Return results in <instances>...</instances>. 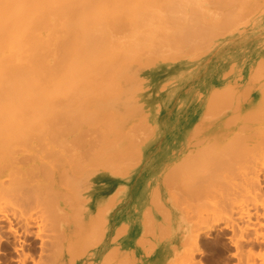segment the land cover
Masks as SVG:
<instances>
[{
  "label": "bare ground",
  "instance_id": "1",
  "mask_svg": "<svg viewBox=\"0 0 264 264\" xmlns=\"http://www.w3.org/2000/svg\"><path fill=\"white\" fill-rule=\"evenodd\" d=\"M263 2L264 0H0V264H113V258L118 253L116 250L118 246L114 247V242L117 243L121 239H118V232L119 235L126 234L121 230L122 227L126 228V226H122L121 221L119 229L114 228L111 221L113 205L125 192V187H123L125 183L121 184L124 191L118 183L113 192V176L116 173H118L116 177L127 176L126 171H123L124 167L126 169V163L131 159L134 160L128 155L127 147L131 148L133 144L136 146L138 140L137 137L132 138V144L131 140L128 143L120 139L122 144H125L122 145L125 150L121 149L124 153L127 152L126 157L122 153L121 155L118 153L121 142L117 140L120 144L118 149L114 137L111 140L112 137L109 138L108 134L117 132L116 135H120L119 130L126 129L127 132L128 128L135 130L140 122L139 128L145 124L144 131H140L141 133L135 131L139 136L144 137L145 134L148 138L150 134L146 128L149 129L150 125L145 122L149 112L145 115L143 113L142 118L140 117L141 120L138 118L139 120L135 122L137 124L133 120L139 113L146 112L150 108L149 98L160 80V77L158 78L154 73L155 68L152 67L160 65L162 57L168 56V54L171 58L179 57V54L185 53L181 54L183 48L185 49L183 51H188L187 53L191 55L196 54L195 56L197 59L200 58L202 63L199 61L195 63L194 55L195 58L188 54L186 56L191 58L183 55L187 59H181H184L186 63L188 59V61L191 60L190 64L193 61L194 68L205 69L206 74L203 75L202 81L200 80L199 83L184 82L172 87L175 89H173L171 104L167 101L162 103L160 125L158 124L161 129L156 132L159 134L157 144L161 152L160 162L162 164L159 182L162 186L165 184L167 187L168 182L175 181L173 192L175 199L172 198L175 200L173 216L176 232H180H178L181 234L179 236H182L181 239L184 242L187 239L195 240V236L198 238L199 234L197 233L204 232L201 231L202 228L208 229V231L214 230L220 224L229 226L228 228L234 233L232 235H235L238 230L235 231V228H239V218L234 219L230 214L234 205L237 204L235 202L237 200H234V197L236 199L238 196L236 195L237 189L250 191L261 197V189L264 184H262V180H264V158L262 157L264 156L257 155L259 147L264 152V30L260 33L252 31L249 35H241L242 28L248 25L245 19L248 16L253 17L256 13L260 14L263 7L260 4L262 5ZM258 4L261 8L258 9L260 12L254 14L257 9H253L257 8ZM213 5L217 6L216 9ZM211 6L215 9L214 12ZM254 19L256 20V18ZM248 27L251 29L252 25ZM156 32L158 33L157 37H155ZM142 33L145 34V42L142 40L144 37ZM223 33L227 34L225 36L232 37L228 39L229 42L221 45L219 41H216V38L219 35L221 37ZM236 33L238 35H234ZM222 37L224 38V36ZM126 42L127 45L131 44L127 48L124 45ZM203 42H208V46L206 43L203 45ZM197 46L200 49L204 48L205 51L206 49L209 51L211 47V51L206 53L207 55L209 53L208 56L212 59L209 61V58L204 59L203 56L206 57V55L202 53L203 49L200 50ZM199 50L201 55H204L197 56ZM48 53H53L51 55V57L53 56L52 62L56 60L55 64L51 63L55 67L54 69L51 64V66L45 64L50 58H47ZM114 55L120 56L118 57L120 60L117 58L120 63L125 62L123 64L126 65L128 62H135L138 65L109 84L110 82L107 81L111 78L110 71L116 72V70H111L117 60ZM141 55L148 59L153 57L152 62H148L149 64L144 66L140 63V58L138 59V57H143ZM228 55L234 58V66L228 64L227 68ZM132 58L133 61H131ZM241 59L243 63L245 61L250 64L246 76V78L249 77L248 81L254 78L257 81L260 79V82L257 83L254 79L253 83L252 81L247 82L246 78L241 82H235L236 78H233L234 83L225 82L229 78L223 80L225 75L233 73L234 69L231 65L235 69L239 66L241 70L245 71V66L239 64L242 63ZM170 63H172L171 66L174 62L170 61ZM114 65L116 68L119 66L116 63ZM168 66L166 65L167 68ZM223 68L227 73L223 70L221 76L224 77H217L219 74L216 72H221L220 70ZM103 69L109 72L108 79L103 76L105 75ZM237 69L234 71L236 72ZM182 70L178 71L179 76L183 75L182 73L185 71ZM107 71H105L106 74ZM175 73L170 74L169 78H173ZM98 74L103 75L98 76ZM233 75L231 74V76ZM101 77H105L107 79L105 81L109 85H105V81L104 85H101L100 80H104ZM165 78L167 77L163 79ZM174 78L173 81L176 79ZM97 79L99 82H96ZM240 79L241 77L237 80ZM164 81L166 82L167 79ZM162 83L159 88H162ZM167 83L168 81L165 85ZM79 85L84 86L82 88L84 90L87 87L91 88L90 92L89 89L82 91ZM111 85H114L116 89L114 90ZM65 86H68L66 90L69 87L75 89L67 91L69 94L66 92V95ZM99 86H106L103 87L102 93H107L110 90L108 95L102 94L108 96L107 100L103 104L94 102L92 110L84 111L83 108L87 101L99 95L101 91L99 89L102 88ZM77 88L80 89L77 90ZM60 89L66 96H70L69 98L63 95L68 99L65 101L67 104L73 100L75 93L79 90L82 95L77 93L75 95L77 97L74 98L77 99L79 94L82 98L85 96V99L79 96L77 104L78 106L81 104L80 107L83 106L78 111L76 110V113L73 111L72 113L70 109L67 111H70L71 114L66 112L67 108H62L63 104L60 106L58 104L62 108V112L58 111L59 107L56 110L55 104L57 105V103L53 101V99L56 100L54 93L61 92ZM75 90L77 91L75 92ZM91 90H94V93ZM70 91H74V95H70ZM49 92H51L50 96H48ZM90 93L95 94L94 97ZM58 94L60 95V93ZM59 95L57 97L63 98ZM63 99L61 100L63 101ZM49 100L53 101H50L52 103L50 105L47 104L50 103ZM72 102L76 103L77 101L73 100ZM158 105V103L155 105L156 109ZM78 112H81L78 114L80 117L81 114H84V117L82 115L84 119L81 120L79 117L81 122L88 118L89 121L87 120L86 123L91 121L89 124L92 126L97 123L94 125L95 129L85 123L86 127L90 129L88 132L87 128L81 127L83 122H75L73 114ZM78 115L74 117H78ZM143 116L145 117L143 118ZM142 119L146 121L144 122ZM77 123L81 125H77L78 130H75ZM78 126L82 129L81 131ZM101 127H105L107 132L103 130L104 133H102ZM96 128L98 132H96ZM92 129L93 131H91ZM131 130L127 132L129 136H133ZM124 133H122L123 136L127 137V133L125 135ZM145 139L141 141L143 142ZM113 142L114 144H112ZM134 146L132 147L134 149L140 147ZM260 150L259 152L262 151ZM112 152L119 157H114ZM120 156L123 160H119ZM123 156L126 157V161ZM127 158L129 159L127 160ZM113 161L117 165L116 169ZM168 163L172 167L168 170L169 172L166 170ZM120 169H123L121 176ZM125 179L127 180V178ZM231 180L233 181L231 182ZM174 181L172 182L174 183ZM232 183L235 185H231ZM118 187L120 191L117 190ZM162 189L164 190V188ZM163 193L162 195L165 196L166 194ZM256 194H254L255 197L250 194L251 197L248 198V195L244 198L252 200L255 198L252 204L256 203L254 205L258 206V200L263 202L264 194H262V201ZM203 196L206 197L203 198ZM119 199L123 200L124 198ZM157 199L161 201L158 197ZM205 199L208 200L205 202ZM198 200L203 202L200 203ZM199 204L203 205L199 206ZM252 204L250 203V205ZM157 206L160 207L158 204ZM164 206L160 208L163 209ZM262 207L249 208L252 209V212L256 209L250 214L254 217L262 209V217L258 216L261 219L254 218L258 222L257 227L255 224L254 226L261 232L260 235L257 236L255 227L256 231L252 228L251 233L244 231L247 226L241 227L244 233L237 232L240 235L243 233L245 236L244 238L240 236V240L239 235L236 234L238 238L235 242L239 247L243 245L241 242L248 243L249 246L256 245L250 246L254 251H259L260 249L256 248L264 246V229L258 228L260 227L258 225L264 221V208ZM221 211L222 214L219 213ZM195 212L198 214L196 215ZM201 213L205 214V218ZM210 217H213L211 222L210 219L206 220ZM191 218H196L192 222H199V224L196 225L194 222V225L191 226ZM213 220L214 222H212ZM164 221L160 222L164 223ZM204 221L212 224L209 223L210 226L207 224V227ZM186 225L189 233L185 228ZM154 228L155 232L157 229ZM184 232L191 234L189 236L194 238L189 237V239ZM228 234L230 235V233ZM186 236L187 238H184ZM238 239L240 243H238ZM136 240L135 242L138 244L140 240L138 239V242ZM249 246L245 247L248 249V255L254 252L249 249ZM261 250L259 251L260 258L255 262L246 261L243 263L237 258L235 262L237 261L238 264H264V247L263 249L261 247ZM240 254L245 256L241 251ZM122 256L124 254L119 259L117 258L118 262Z\"/></svg>",
  "mask_w": 264,
  "mask_h": 264
},
{
  "label": "rangeland",
  "instance_id": "2",
  "mask_svg": "<svg viewBox=\"0 0 264 264\" xmlns=\"http://www.w3.org/2000/svg\"><path fill=\"white\" fill-rule=\"evenodd\" d=\"M264 3V2H263ZM262 3V5L260 4V6L262 7V9L260 8V6H259V4L256 6L257 8H254L253 10H255V9H261V16H260V14L259 13H256V12H260L259 10L257 11H254V14L256 13V14H258V15H253V17L252 16H248L247 17V19H245L246 21H247V23L246 24H248L247 25V27L248 26H250V25H252V28L251 29H249V27L247 28L246 26H244V28H242V32H241V35H246V34H250L252 31L254 32V31H258L259 33L260 32H262L263 30H264V17H262L263 15H264V11H262L263 9H264V4ZM210 4V3H209ZM212 4V3H211ZM214 6V5H213ZM213 6H211L212 7V10H213V12H214V10L216 9L215 7H217V6H214V8L215 9H213ZM211 7H210V9H211ZM232 7V6H231ZM230 7V8H231ZM218 9V8H217ZM252 10V11H253ZM217 11H219V9L217 10ZM217 11H215V13L217 12ZM251 11V13H253ZM215 13H213V14H215ZM219 13H220V11H219ZM217 14V13H216ZM261 17V18H260ZM248 18H250V19H248ZM251 18H253V19H251ZM254 18H256V20L254 19ZM260 18V19H259ZM261 19H263L262 21H261ZM250 20H251V22H252V24H251V22H250ZM253 20V21H252ZM260 22H259V21ZM245 21V22H246ZM256 21V22H255ZM257 22H258V25H257ZM241 23V22H240ZM256 25V27H255V25ZM258 26V27H257ZM247 28V29H246ZM143 32V31H142ZM144 33V32H143ZM142 33V34H143ZM258 33V34H259ZM156 34V36L155 37H157V35H158V33L156 32L155 33ZM154 34V35H155ZM222 36H224V38L222 37H219V36H217V38H216V41L218 42H220V44L221 45H223L224 43H227V42H229L228 41V39L230 38V37H232V36H225V35H227L226 33H223V34H221ZM234 35H238L237 33L236 34H234ZM58 36V35H57ZM143 36L144 37H142V40H144L145 39V34H143ZM160 36V35H159ZM155 37H153V38H155ZM236 37V36H235ZM219 39V40H218ZM221 39V40H220ZM222 40H224V41H222ZM123 42H125L126 40H122ZM129 42V41H128ZM144 42H145V40H144ZM204 43H208V42H203V45H204ZM128 43L126 42V44H124L125 46H126V48L129 46V45H131V44H129V45H127ZM202 44V43H201ZM201 44H199V46H201ZM202 45V46H203ZM124 46V47H125ZM199 46H197V47H199ZM206 46V45H205ZM205 46H203V47H205ZM207 46H208V44H207ZM206 46V47H207ZM205 47V48H206ZM209 47H207V49H208ZM197 49V48H196ZM199 49H200V47H199ZM201 49H203L202 50V53H204L205 55H206V57L205 56H203V58L205 59H207V58H209L208 59V61L209 60H211L212 58L211 57H209L208 55H209V53H208V55H207V49H206V51H205V49L204 48H201ZM200 49V50H201ZM210 49H211V47H210ZM209 49V51L208 52H210L211 50ZM53 50V49H52ZM51 50V51H52ZM183 50H185L184 48L182 49V52H181V54L183 53V52H185V53H183L182 55H180L179 54V57H172L171 58V56H170V54H168V56L166 55L165 57H162L163 59H162V63H160V65L158 66V65H156V66H153L152 68H155V71H154V73H155V75L156 76H158V78L160 77V80L158 81V84H157V88L154 90V94L152 93V95H151V97L149 98V110L148 111H146V112H142V113H139L138 115H137V117L133 120V122L135 123V122H137V120H139L140 119V117L142 116V114L143 115H145V114H147V112H149V114H147L148 115V117H146L147 118V121L145 120V119H142V120H144V122L147 124V125H150V126H148V127H150V128H152L151 130H150V128L148 129V128H146L147 130H149V134L150 135H148V138L145 136V134H144V137H142V136H139V134L137 133V132H140V131H144V126H145V124H144V126L143 127H140L139 128V126H141V123L139 122V126H138V124L137 123H135V124H137V126L135 127V130L137 131H135V130H133L132 128H128L127 129V132H128V130H131V132H132V135L133 136H129L128 134L129 133H127L126 132V129L125 130H119V134L120 135H116V133L114 134H108V137L109 138H111V140L113 139V137H114V142H116L117 144H118V141L117 140H119L120 141V139H122V141H124V142H128L129 140H131V142L133 141V139L134 138H136L137 140H138V143H136V146H134L135 144H133V142H132V147L134 146V147H136V148H138L137 147V145L138 146H140L139 147V149H134V148H129V147H127V150H128V155L130 156V157H132V158H134V160L133 159H131L130 161H128L126 164V169H125V167H124V170L123 169H120L121 171H120V176L122 175L121 173H122V170L127 174V176L126 175H123V177H116V175L118 174V173H116V175L115 176H113V192H114V190H116L115 189V187H116V185L119 183V187L120 188H122V185H123V187H125L124 189H125V192H124V194L122 193V195H124L123 197H122V195H120L119 196V198H124L123 200L122 199H119V201H118V199L116 200L117 202L113 205V211L111 212V221L113 222L112 223V225L114 226V228H116V229H119L121 226V223L123 224L122 226H126V228H124V229H126V230H124L123 229V227H122V229L121 230H123V231H125L126 232V234H123L122 233V235H119V232H118V239L119 238H121V239H119L118 241H117V243H118V245H117V243H116V241L114 242L115 244H114V247L116 246H118L117 247V254L116 253H114V254H116L115 256H116V259H114L115 258V256H114V258H113V264H115L116 262H117V264L121 261V260H123L122 262H120V264L122 263V264H238V262L236 261L235 262V260H236V258L239 260H241L243 263L244 262H246V261H248V262H250V263H252V262H255V261H257V260H259V258H260V256H259V254H261L259 251L261 250V247H262V249H263V245L260 247V248H256V249H260L259 251H257V250H253V248L252 247H254V246H256V245H254V244H251L250 246H252L251 248H250V246L248 245V243L246 244H244L243 242H241V244H243V245H241L240 247H239V245L237 244V242H235V240L238 238V236L237 235H239V239H240V236H241V238L243 237L244 238V231L246 232V231H249V233H251L250 231H251V229L252 228H254L256 225H257V221L256 220H258V219H261L260 217H262L261 216V211H262V209H260L261 211H259L258 209V211H259V213H257L256 215L257 216H255L256 218L260 215V217H258L256 220L254 219L255 217L252 215H250L251 214V210L253 209V207L254 208H258L259 206L260 207H262V206H264V199H263V202H260V200H258V206L257 205H254V204H256V203H254V204H252V201L254 200L255 201V198L252 200L251 198L250 199H248L249 197H251V196H253V197H255V195L254 194H256V193H253V192H250V191H240L239 189H237V194L236 195H238L237 197H236V199H235V197H234V200H237V201H235V202H237V204H235L234 205V208L232 209L233 211H232V213L230 214V216L231 215H233V216H231L232 218H239V225H238V227L240 228V230H239V228H235V231H236V229H238L237 231L238 232H243L241 235L236 231V233H235V235H232V234H234L233 232H231V230H230V228H228V227H226L225 226V224L224 225H222V224H220V226H218L217 228H215L214 230H209L208 231V229H203L202 228V230L201 231H204L202 234L201 233H197V234H199V235H197V236H199L200 237V239H199V237L197 238L196 236H195V238L197 239H195V240H192V239H190L189 237H191V236H189V235H191V234H186L185 232V234L188 236V238L190 239V240H188V242H187V240L186 239H184V238H187V236L186 237H184L183 239L184 240H186L185 242L181 239L182 238V236H179V235H181V234H179L178 232H176L177 230H176V227H175V221H174V216H173V214H174V204H175V198H174V196H175V194L173 193L174 192V188H175V181L174 180H171L170 182H168L167 183V187H165V184H164V186H162L161 184H160V182H159V179L161 178V169H162V164H161V162H160V160H161V157H160V150L158 149V137H159V134H157L156 132H159L160 131V127H159V125H160V121H159V119H160V115H161V106H162V103H165L166 101H167V103L169 102H172V100H173V93H174V90L173 89H175V88H173L172 89V87H176V85L177 84H183L184 82L185 83H188V82H197V83H199V81L201 80L202 81V77H203V75L204 74H206L205 73V69H200V70H204V71H200V70H198V69H196V68H194V66H193V64L195 65V63H197L198 61L199 62H201L202 63V61H200L201 59L200 58H198L197 59V57L195 56L196 54H189V53H187L188 51H183ZM200 50H199V53H200ZM205 51V52H204ZM53 52V51H52ZM190 53H193V52H190ZM196 53V52H195ZM199 53H197V56H199V55H201V53L199 54ZM188 54V56H193L195 59L193 60V58H192V60L195 62V63H193V61H192V64H190L191 63V60L190 61H188L187 60V63H186V61H184V59L182 60L181 58H185V59H187L186 57H188V56H186ZM204 54H202V55H204ZM48 57L47 58H49L48 60H47V58H46V62H45V64H47V65H50L51 63H54V62H52V57H51V55H53V53H51V54H49L48 53ZM143 55H145V54H143ZM143 55H141V56H143ZM183 55H185V56H183ZM201 55V56H202ZM115 56V55H114ZM147 56V55H146ZM211 56H212V54H211ZM229 56V55H228ZM118 57H120V56H115V60L118 58ZM232 56H229V57H227V60H226V65H227V68H228V64L230 65V64H232L233 66H234V58H231ZM124 58V57H123ZM129 58V57H128ZM140 58V59H139ZM153 58V57H152ZM152 58H147V57H145L144 58V56L141 58V57H138V59H139V61H140V63H142V64H144V66H147V64H149L148 62H152ZM164 58H165V60H164ZM188 58H191V57H188ZM119 60H120V58H118ZM117 59V60H118ZM125 59V58H124ZM123 59V60H124ZM171 59V60H170ZM173 59V60H172ZM181 59V60H180ZM200 59V60H199ZM114 60V59H113ZM117 60L115 61V63H116V65L118 66V68H116L115 67V63L112 65V62H111V65L114 67L113 69H111L112 71H115L116 70V72H111L110 71V73L107 71V70H105V71H107V74L105 73V71H104V69H103V71H104V73L103 74H105V75H103V76H105L107 79L109 78L108 77V73L111 75V78L107 81V82H110L109 84H112V82H115L116 81V79H118L121 75H123L125 72H127V71H129V69H132L133 67H135V66H137L138 64H135V62L134 63H129L128 62V64H123V63H125V62H123V63H120L119 62V60H118V62H119V64H117L118 62H117ZM122 60V59H121ZM128 60V59H127ZM126 60V61H127ZM134 59L132 58V60L131 61H133ZM150 60V61H149ZM161 60V59H160ZM203 60V59H202ZM125 61V60H124ZM129 61V60H128ZM130 61V62H131ZM136 61V60H135ZM145 61V63H143ZM163 61H164V63H163ZM170 61L171 62H174L173 63V65H171L170 66V64H172V63H170ZM176 61V62H175ZM181 61H183V62H181ZM114 62V61H113ZM190 62V63H189ZM228 62H230V63H228ZM239 62V61H238ZM240 62H242V59H241V61ZM56 63V62H55ZM54 63V64H55ZM127 63V62H126ZM137 63H138V61H137ZM182 63H184V64H182ZM187 64V66H184V65H186ZM212 63H213V61H212ZM247 63V64H246ZM65 64V63H64ZM120 64H123V65H121V66H123V67H121L120 66ZM177 64H180V65H177ZM238 64V63H237ZM236 64V65H237ZM240 64V66L243 64V66H245V71H244V69L243 70H241L240 68H239V66H237L238 67V69H237V67H236V69H237V71L235 72L234 70H236L232 65H231V67H232V69H234L233 70V73H231L233 76H231V74H228V76L227 75H225L226 77H224L223 75L221 76V74H222V71L225 69V68H223V69H221L220 71L221 72H216L217 74H219L217 77H224L225 79H223L224 81L226 80V79H228V80H226L225 82H229V83H231V82H233L234 83V81H233V78H236V81L235 82H241V81H244L245 80V78H246V76H247V72H249V71H247V70H249L248 69V67H250V64H249V62H245L244 61V63L242 62V63H239ZM246 64V65H245ZM52 65V64H51ZM50 65V66H51ZM163 65V66H162ZM166 65L168 66V68L166 67ZM226 65H224L225 67H226ZM249 65V66H248ZM192 66V67H191ZM47 67V66H46ZM166 67V68H165ZM49 68V67H48ZM51 68V67H50ZM52 68L54 69L55 67H53V65H52ZM112 68V67H111ZM116 68V69H115ZM183 70H182V69ZM185 68V69H184ZM189 68H191V69H189ZM229 68H230V66H229ZM117 69H120V70H118L117 71ZM186 69H187V71H186ZM193 69H194V72H193ZM196 69V70H195ZM47 70V69H46ZM179 70H182V71H184L182 74L183 75H181L180 74V76H179V74H178V71ZM209 70V69H208ZM227 70V69H226ZM48 71V70H47ZM50 71V70H49ZM177 71V72H176ZM190 71H191V73H190ZM244 71V72H243ZM101 72H99V73H101ZM176 72V73H175ZM186 72H188L187 73V75L185 76V74H186ZM224 72H225V70H224ZM242 72V73H241ZM112 73V74H111ZM175 73V75H173V78L175 79V81H173V78H169V75L171 74H174ZM179 73H181V72H179ZM203 73V74H202ZM225 73H227V72H225ZM238 73V74H237ZM114 74V75H113ZM192 74H193V76H192ZM202 74V75H201ZM249 74V73H248ZM100 74H98V76H99ZM102 75H100V76H102ZM164 75H167V76H164ZM177 75H178V77H177ZM197 75V76H196ZM230 75V76H229ZM250 75H251V71H250ZM249 75V76H250ZM185 77V79H184V77ZM188 76V77H187ZM189 76H190V78H189ZM238 76H239V78L241 77V79L238 81L237 79H239L238 78ZM245 76V77H244ZM105 77H101L102 79H104L103 81L102 80H100V83H101V85H104V81H105ZM164 77H167V78H165V79H163ZM180 77V78H179ZM244 77V78H243ZM251 77V76H250ZM100 78V77H99ZM178 78V79H177ZM247 78H249V77H247ZM246 78V79H247ZM106 79V80H107ZM163 79V80H162ZM167 79V81H168V83H167V85H165L166 84V82L164 81V80H166ZM187 79V80H186ZM199 79V80H198ZM254 79V78H253ZM253 79H251L250 81H248L249 79H247V82H251ZM171 80V82L173 83H169V81ZM179 80V81H178ZM255 80V79H254ZM219 81H222V80H219ZM255 81H257V79L255 80ZM261 80L259 79L258 81H257V83L258 82H260ZM96 82H99V80L97 79V81ZM103 82V83H102ZM106 82V81H105ZM107 82L105 83V85H109V84H107ZM163 82V83H162ZM176 82V83H175ZM223 82V81H222ZM162 83V88H159V87H161V84ZM252 83H253V81H252ZM256 82H254V84H257ZM113 84H115V83H113ZM171 84V85H170ZM80 86V85H79ZM83 86V85H82ZM112 86V85H111ZM163 86H165V87H163ZM49 87V86H48ZM67 87L68 86H65V93L68 91L69 92V90H74V89H72L71 87H69L68 88V90H66L67 89ZM91 87V86H90ZM93 87H95V86H93ZM99 87H102V86H99ZM98 87V88H99ZM103 87H106V86H103ZM101 88V89H99V95L98 96H96V98L94 97V95L95 94H91V96L93 95V97L94 98H91V97H89V98H91V99H89L88 101H87V103H86V106H84L85 108H83L84 109V111H90V110H92L93 109V103L94 102H99V103H102L103 104V102L104 101H106L107 100V98H108V96L106 97V96H103L102 94L103 93H105V94H109L110 93V90L109 89H106V90H109V91H107V93L106 92H103L102 93V89H104V88ZM113 88H114V85L112 86ZM71 88V89H70ZM80 88L82 89V88H84V86L83 87H81L80 86ZM80 88H77V90L78 89H80ZM97 88V89H98ZM111 88V87H110ZM51 89V88H50ZM63 89V88H62ZM62 89H60L61 90V92L59 91H57L58 93H60V95L57 93V92H55L54 94L56 95L55 97H56V100H54L53 99V101H55L56 103H57V105L55 104V106H57L56 107V110H57V108L60 106V104H63V106L64 105H66V106H62V108H67L66 109V112H69L70 114H71V112L73 111L74 113H76L75 111L77 110H79L81 107H80V105L78 106V104L77 103H79V101H78V98H79V96H80V90L78 91V92H76L77 90H75V92L74 91H70V95H74V93H75V95H77V93H80L79 94V96H78V98L76 99V98H74V97H77V96H75L74 95V97H73V100H74V102H75V100L77 101L76 103H73L72 101V103L70 102L69 104H67V103H65V101H67L68 99H66V97H69L70 98V96H66L67 95V93H66V95H65V93L62 91ZM89 89V90H88ZM90 89L91 88H86L85 90L87 91H89L90 92ZM94 89V88H93ZM116 88H114V90H115ZM46 90H47V87H46ZM84 89H82V91H85ZM159 90V91H158ZM163 90H165V91H163ZM173 90V91H172ZM49 91V90H48ZM51 91H52V89H51ZM91 91H93V93H94V90H91ZM98 91V90H97ZM96 91V92H97ZM105 91V90H104ZM113 91V90H112ZM111 91V92H112ZM163 91V92H162ZM170 91H172V92H170ZM63 92V93H62ZM73 94H72V93ZM155 92H157V93H155ZM170 92V93H169ZM50 93L51 92H49V95L48 96H50ZM62 93V94H61ZM98 93V92H97ZM113 93V92H112ZM47 94H48V92H47ZM53 94V95H54ZM69 94V93H68ZM84 94V93H83ZM88 94V93H87ZM104 94V95H105ZM165 94V95H164ZM168 94V95H167ZM172 94V95H171ZM52 95V96H53ZM57 95H59V96H61V97H63L64 98V96H66L64 99L63 98H60V97H57ZM64 95V96H63ZM82 95V94H81ZM110 95H112V94H110ZM51 96V97H52ZM103 98H102V97ZM84 98H82L81 96H80V98H82V99H85V96H83ZM110 97V96H109ZM49 99H50V97H48ZM54 98V97H53ZM71 98H72V96H71ZM100 98V99H99ZM102 98V99H101ZM154 98V99H153ZM61 99H63V101L61 100ZM71 100V99H70ZM69 100V101H70ZM157 100H159V101H157ZM51 100H49V102H50ZM53 101H51V102H53ZM68 101V102H69ZM47 103V104H52V103ZM82 102V100L80 101V103ZM84 102H85V100H84ZM84 102H83V104H84ZM157 103L159 104L158 106H157V109H156V106L155 105H157ZM58 104H59V106H58ZM171 104V103H170ZM48 105V106H49ZM76 105V106H75ZM54 106V105H53ZM54 106V107H55ZM49 107H51V106H49ZM62 108L61 107H59L58 109V111H60L61 110V112L63 111L62 110ZM159 108V109H158ZM51 109V108H50ZM53 109V108H52ZM68 109H70V111H67ZM82 109V110H83ZM53 110H55V109H53ZM154 110H155V112H154ZM65 111V110H64ZM81 111V110H80ZM72 112V113H73ZM157 112V113H156ZM81 112H78L77 114H73L74 116H77L78 114H80ZM85 114H87V112H84ZM89 113V112H88ZM82 115H83V117H84V114H81V117L78 115V117H74L73 116V118H75L74 120H76L75 122H77V121H80V123H82V128L84 127V128H87L88 129V127H86V125H88L87 123H86V121L88 120V118H85L86 120H84V121H82L81 122V120H82ZM146 115V116H147ZM152 115V116H151ZM72 116V115H71ZM88 116V115H87ZM86 116V117H87ZM81 118V120H80V118ZM145 116H143V118H144ZM77 118V119H76ZM139 118V119H138ZM142 118V117H141ZM84 119V118H83ZM141 120V119H140ZM156 122H155V121ZM89 121V120H88ZM142 122V121H141ZM85 123H86V125H85ZM143 123V122H142ZM93 124H94V122H93ZM95 124H97V123H95ZM94 124V125H95ZM157 125L156 127H155V125ZM159 124V125H158ZM76 125V129L75 130H78L77 129V125H81V124H79V123H77V124H75ZM85 125V126H84ZM90 126H92L91 124H89ZM94 125L92 126V127H94ZM99 126V124L97 125V127ZM101 126V125H100ZM80 126H78V128H79ZM91 127V128H92ZM134 127V126H133ZM75 128V127H74ZM90 128V127H89ZM102 128V127H101ZM159 128V130H157V129ZM93 129H95V127L93 128ZM93 129L91 130V131H93ZM98 129H99V127H98ZM106 128L105 127H103L102 129H100V131H103V130H105ZM71 130V129H70ZM79 130L81 131L82 129H80L79 128ZM83 130H85V129H83ZM90 129H88V132H90L89 131ZM107 130V129H106ZM105 130V131H106ZM73 131V130H72ZM85 131H87V130H85ZM96 132H98V130H97V128H96ZM107 132V131H106ZM127 133V137H125L126 135H125V133ZM94 133V132H93ZM99 133H101V132H99ZM102 133H104V131L102 132ZM122 133H124V135L125 136H123V134ZM141 133V132H140ZM143 133H145V132H143ZM96 134V133H95ZM107 134V133H106ZM105 134V135H106ZM153 134V135H152ZM141 135V134H140ZM152 135V136H151ZM158 135V136H157ZM154 136V138L152 139V137ZM156 136H157V138H156ZM108 138V139H109ZM133 138V139H132ZM145 138H147V139H145ZM135 139V140H136ZM145 139V141H141V140H144ZM152 139V140H151ZM110 140V141H111ZM136 140V141H137ZM109 141V142H110ZM112 142V141H111ZM114 142L112 143V144H114ZM121 142V141H120ZM123 142V143H124ZM131 142H130V146H131ZM135 142V141H134ZM146 142V143H145ZM147 142H149V143H147ZM151 142V143H150ZM115 143V144H116ZM129 143V142H128ZM109 144V143H108ZM144 144V145H143ZM147 144V145H146ZM110 145V144H109ZM122 142H121V147H120V144H118V149H119V147H120V149H119V152L118 153H120V155H121V153H122V155H125L126 157H127V155H126V153H124V151H123V147H122ZM125 145V144H124ZM123 145V146H124ZM126 145H127V143H126ZM143 145V146H142ZM146 145V146H145ZM157 145V146H156ZM113 146V145H112ZM115 146V145H114ZM117 146V145H116ZM128 146V145H127ZM151 147V148H150ZM112 148V147H111ZM115 148V147H114ZM121 148H123V149H121ZM126 148V147H125ZM129 148V149H128ZM116 149V148H115ZM153 149V150H152ZM261 148L259 147L258 149H257V152L258 153H260V154H258L256 151V153H257V155H259V156H264V155H262V154H264V152H263V150L261 151L260 150ZM122 150V151H121ZM125 150V149H124ZM259 150L261 151V152H259ZM115 151H117V150H115ZM114 152V151H113ZM112 152V153H113ZM113 155H114V153H113ZM139 155V156H138ZM148 155V156H147ZM115 156H117V154L116 155H114V157ZM128 156V157H129ZM117 157H119V156H117ZM121 157V156H120ZM124 157V156H123ZM126 157H124V159L126 158ZM136 157H138V158H136ZM262 158H264V157H262ZM118 159V158H117ZM122 159V157L119 159V160H121ZM129 158H127V160H128ZM115 160H116V158H115ZM118 160V161H119ZM123 160V159H122ZM125 161H126V159H125ZM139 161V162H138ZM119 162H121V161H119ZM115 163L116 164H118V162H116L115 161ZM123 163H124V161H123ZM123 163H122V165H123ZM171 164H172V162H170ZM170 163H168V164H166L167 165V168H166V170L168 171L170 168H172L171 167V165H170ZM137 164V165H136ZM161 164V165H160ZM113 165H115L114 164V161H113ZM119 165V164H118ZM121 165V166H122ZM125 165V164H124ZM116 166L117 165H115L114 167H115V169H116ZM120 168V167H119ZM114 169V168H113ZM119 169L117 168V171H118ZM115 171V170H114ZM171 171V170H170ZM169 172V171H168ZM115 173V172H114ZM124 174V173H123ZM125 176V177H124ZM121 178V179H120ZM124 178V180H122ZM125 178H127V180L125 179ZM155 180H154V179ZM157 178V179H156ZM262 178H263V176H262ZM153 179V180H152ZM172 179V178H171ZM264 179V178H263ZM126 180V181H125ZM149 180V181H148ZM157 180V181H156ZM121 181V182H120ZM125 181V182H124ZM128 181V182H127ZM172 181H174V183L172 182ZM233 180H231V182H232ZM239 181V180H238ZM156 184H155V183ZM235 182V181H234ZM236 182H237V180H236ZM235 182V183H236ZM147 183V184H146ZM173 183V184H172ZM235 183H232L231 185H235ZM264 183V180H262V184ZM122 184V185H121ZM172 184V185H171ZM126 185V186H125ZM146 185V186H145ZM156 185V186H155ZM233 185V186H234ZM118 186V185H117ZM263 187H264V184L262 185ZM261 186V187H262ZM119 187H118V191H120V189H119ZM156 187H157V189H156ZM172 187H173V189H172ZM262 187V189H261V197L259 196V195H257L256 194V196H258V198L259 199H261V201H262V194H264V188ZM117 188V187H116ZM162 188H164V190L162 189ZM168 188V189H167ZM156 189V190H155ZM122 190H123V188H122ZM121 190V192H123ZM144 190V191H143ZM164 191V193H163V191ZM204 191L203 192H205V189H203ZM168 191V192H167ZM172 191V192H171ZM262 191H263V193H262ZM117 192V191H116ZM116 192H115V194H116ZM150 192H151V194H150ZM249 192H250V194H251V196H250V194H249ZM118 193V192H117ZM157 193V194H156ZM162 193L163 194H166L165 196L164 195H162ZM238 193H240V194H242V195H240L239 196V194ZM253 193V194H252ZM115 194H114V196H115ZM119 194V193H118ZM117 194V195H118ZM173 194H174V196H173ZM157 195V196H156ZM204 195H206V194H204ZM249 195V196H248ZM245 196H248V198L246 197V198H244ZM157 197L159 198V199H161V201L162 202H164V203H162L161 201H159L158 199H157ZM204 197H206V196H203V198ZM115 198V197H114ZM156 198V199H155ZM164 198H165V201H163L164 200ZM171 198V199H170ZM172 198H174V199H172ZM238 198V199H237ZM244 198V199H243ZM257 199V198H256ZM167 200V201H166ZM174 200V201H173ZM201 200V199H200ZM200 200H198L199 202H200ZM203 200V199H202ZM206 200H208V199H205V202H206ZM249 200V201H248ZM149 201V202H148ZM158 201V202H157ZM173 201V202H172ZM246 201V202H245ZM253 201V202H254ZM120 202V203H119ZM125 202V203H124ZM160 202V203H159ZM203 202V201H202ZM202 202H200V203H202ZM204 202V203H205ZM209 202V201H208ZM207 202V203H208ZM211 202V201H210ZM242 202V203H241ZM248 202V203H247ZM122 203V204H121ZM174 203V204H173ZM206 203V204H207ZM247 203V204H246ZM250 203L252 204V205H250ZM157 204L162 208V206L163 205H165L164 207L166 208V210H164L165 208H163V209H161L160 207L158 208V206H157ZM161 204H163V205H161ZM206 204H204V205H206ZM240 204V205H239ZM245 204V205H244ZM121 205V206H120ZM125 205V206H124ZM173 205V206H172ZM201 205H203V204H199V206H201ZM249 205V206H248ZM119 206V207H118ZM245 206H246V208H245ZM253 206V207H252ZM255 206H257V207H255ZM252 208V209H249V208ZM158 208V209H157ZM203 208V207H202ZM239 208H240V210H239ZM262 208H264V207H262ZM120 209V210H119ZM146 209V210H145ZM159 209H161V210H159ZM122 210V211H121ZM144 210V211H143ZM157 210V211H156ZM168 210V211H167ZM249 210V211H248ZM255 211H256V209H254ZM253 210V212H255ZM117 211V212H116ZM120 211V212H119ZM164 213H163V212ZM200 211V210H199ZM199 211H198V213H199ZM257 211V212H258ZM125 212V213H124ZM142 212H143V214H142ZM158 214H157V213ZM161 212V213H160ZM202 212H204V211H202ZM250 212V213H249ZM252 212V213H253ZM123 213H124V215H123ZM135 213V214H134ZM198 213H196L195 212V214L197 215ZM220 214H222V211L221 212H219ZM157 214V215H156ZM194 214V215H195ZM200 214V213H199ZM202 215H200V216H202V217H204L205 218V214L204 213H201ZM114 215V216H113ZM123 215V216H122ZM213 215V214H212ZM216 215H218V214H216ZM236 215V216H235ZM136 216H137V218H136ZM142 216V217H141ZM199 216V215H198ZM219 216V215H218ZM217 216V217H218ZM124 217V218H123ZM193 217H196V216H193ZM201 217V218H202ZM206 217H208V216H206ZM214 217V216H213ZM212 217V218H213ZM249 217H252V218H249ZM114 218V219H113ZM118 218H120V219H118ZM145 218V219H144ZM165 218V219H164ZM212 218L210 217V218H206V220H208L209 221V219H210V222H211V220H212ZM118 219V220H117ZM141 219V220H140ZM144 219V220H143ZM194 219V218H193ZM192 218L190 219V224H191V222H192V220H193ZM196 219V218H195ZM194 219V220H195ZM203 219V218H202ZM215 219V218H214ZM116 220V221H115ZM140 220V221H139ZM164 221V223L163 222H160V221ZM200 220V219H199ZM215 220H218V219H215ZM220 220V219H219ZM120 221H121V223H120ZM202 221V220H201ZM256 221V222H255ZM124 222V223H123ZM126 222V223H125ZM133 222V223H132ZM195 222V221H194ZM194 222H192V224H191V226L192 225H194ZM205 222V224L207 225V224H209L210 222H207V221H204ZM203 222V223H204ZM207 222V223H206ZM212 222H214V220L212 221ZM259 222H260V220H259ZM119 223H120V225H119ZM144 223V224H143ZM159 223H161V224H159ZM196 223V222H195ZM198 224H199V222H197ZM197 223H196V225H197ZM216 223V222H215ZM118 224V225H117ZM141 224V225H140ZM143 224V225H142ZM163 224H164V226H163ZM204 224V225H205ZM210 224H212V223H210ZM210 224H209V226H210ZM214 224V223H213ZM254 224H255V226H254ZM154 225V226H153ZM189 225V224H188ZM195 225V226H196ZM206 225H205V228H206ZM252 225V226H251ZM113 226H112V231L114 230L113 229ZM116 226V227H115ZM195 226H193V227H195ZM199 226V225H198ZM245 226H247V227H245ZM258 226H260V227H258V228H260V229H264V221L262 222V223H260ZM151 227H152V229H151ZM154 227H156V229L157 230H155V232H154ZM172 227H173V229H172ZM188 226L186 225L185 226V228H186V230L188 229L187 228ZM192 227V228H193ZM201 227H202V225H201ZM204 227V226H203ZM207 227H208V225H207ZM241 227H245V228H247V229H249V230H245L244 229V231H242V228ZM250 227V228H249ZM257 227V226H256ZM255 227V228H256ZM140 228H141V230H140ZM144 228V229H143ZM197 228V227H196ZM195 228V229H196ZM199 228H200V226H199ZM255 228H254V230H255ZM115 229V230H116ZM164 229V230H163ZM175 229V230H174ZM195 229H193L195 232H196V230ZM198 229V228H197ZM231 229H232V231H233V228L231 227ZM259 229V230H260ZM190 230H191V227H190ZM189 230V231H190ZM228 230V231H227ZM257 230V231H256ZM256 232L258 233V235L257 236H259L260 234L259 233H261V232H259L258 231V229L256 228ZM118 231V230H117ZM122 231V232H123ZM143 231H146V232H143ZM153 231V232H152ZM175 231V232H174ZM184 231H185V229H184ZM192 231V230H191ZM200 231V232H201ZM254 231V233H256ZM263 231V230H262ZM144 234H143V233ZM160 232V233H159ZM162 232V233H161ZM198 232H199V230H198ZM240 232V233H241ZM121 233V232H120ZM140 233V234H139ZM141 233H142V235H141ZM155 233V234H154ZM172 233H174L173 235H172ZM187 233H189L188 232V230H187ZM219 233V234H218ZM228 233H230V235L228 234ZM264 233V232H263ZM115 234V233H114ZM116 234H117V232H116ZM115 234V235H116ZM176 234V235H175ZM193 234V233H192ZM246 234V233H245ZM157 235V236H156ZM195 235H196V233H195ZM243 235V236H242ZM262 235V234H261ZM121 236V237H120ZM125 236V237H124ZM139 236H141V237H139ZM247 236H248V232H247ZM123 237V238H122ZM191 238H194L193 236L191 237ZM124 241H123V240ZM140 240L139 241V243L137 244L136 242H135V240ZM239 239H238V241H239ZM260 239V238H259ZM136 240V241H137ZM180 240V241H179ZM241 240V239H240ZM120 241H121V244H120ZM135 242V243H134ZM138 242V241H137ZM180 243H182L181 245H180ZM238 243H240V241L238 242ZM120 244V245H119ZM134 244H137V245H134ZM250 244V243H249ZM186 245V246H185ZM245 245V246H244ZM249 246V249H252L254 252H252L250 255H248L247 254V250L248 249H245V247L246 248H248L247 246ZM242 246H244V247H242ZM258 246V245H257ZM131 250V251H130ZM135 250V251H134ZM128 251V252H127ZM240 251L243 253V254H245V256H242L241 254H240ZM262 251V250H261ZM133 252V253H132ZM121 253V255L122 254H124V256H122V258L119 260V262L117 261V258L119 259V257L121 256V255H119ZM130 253H132L131 255H129ZM119 255V256H118ZM133 256V257H132ZM193 258V259H192ZM194 258H195V260H194ZM126 259V260H125ZM128 259H129V262H128ZM130 260H132V262H130ZM115 262V263H114ZM128 262V263H127ZM194 262V263H193ZM249 263V264H250Z\"/></svg>",
  "mask_w": 264,
  "mask_h": 264
}]
</instances>
